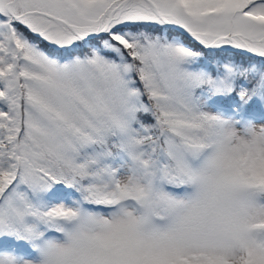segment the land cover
<instances>
[{"label": "snow or ice", "instance_id": "1", "mask_svg": "<svg viewBox=\"0 0 264 264\" xmlns=\"http://www.w3.org/2000/svg\"><path fill=\"white\" fill-rule=\"evenodd\" d=\"M0 264H264V0H0Z\"/></svg>", "mask_w": 264, "mask_h": 264}]
</instances>
